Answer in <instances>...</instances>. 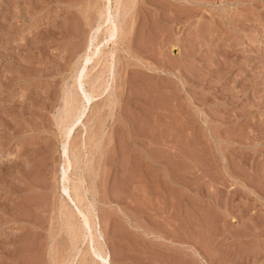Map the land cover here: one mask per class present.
<instances>
[{
  "label": "rangeland",
  "instance_id": "1",
  "mask_svg": "<svg viewBox=\"0 0 264 264\" xmlns=\"http://www.w3.org/2000/svg\"><path fill=\"white\" fill-rule=\"evenodd\" d=\"M125 4L69 140L109 264H264V0ZM103 7L0 0V264H64L59 125Z\"/></svg>",
  "mask_w": 264,
  "mask_h": 264
},
{
  "label": "bare ground",
  "instance_id": "2",
  "mask_svg": "<svg viewBox=\"0 0 264 264\" xmlns=\"http://www.w3.org/2000/svg\"><path fill=\"white\" fill-rule=\"evenodd\" d=\"M104 1H105V7H103L100 12L102 14V16H100V19L102 18V20H100V23H98L97 24L98 26L96 27L97 28L96 30H99L101 29V26H104V24H106L105 30L103 32L104 36L102 37L101 40L98 37L97 40L95 36L92 38L90 42V46H88L89 47L88 50L84 54V57H82L83 59L81 58L79 61L81 62L79 63L80 66L79 67L78 65L76 66L78 67V69H76V72L74 73L75 76L73 79V86H72L73 89H75V92L71 88V85H70L71 89L67 88L63 100L64 102L63 104L64 111L62 112L63 119L60 118L62 119V121L60 120L61 124L60 125L58 124L59 129H61L60 135L63 136L61 137L64 140L62 141L64 145V149H63L64 151L63 150L62 151L66 156L64 160V169L62 171L63 175L61 178V186H60V192H61L60 198L63 199L62 200L63 202L62 205L60 204L61 210L59 209L60 212H62L65 221V225L64 224L62 225L65 226L64 230L66 231V234L69 237V246L67 248L66 254L64 255L65 259L62 258L64 264H77L76 262H78V264H92L94 262L97 263L98 259H101L102 262L101 263L98 262L97 264H109V253L102 240L103 235L99 229V222L97 221L94 215V208L92 205L86 204L87 202H85L87 200L86 192L89 189L83 185L85 178L83 173L80 171L81 168L80 150L78 149L77 145L76 147L69 145L71 143V141L69 143V140L71 139L75 127H77L76 125L79 123L80 118L81 117L83 118L82 115L83 114L85 115V110L87 105L90 104L91 100L92 101L95 100L94 99L95 97L99 98L98 96L104 94L105 90L107 89V86L104 84L106 82L104 80L101 81L100 80L101 78H96L97 81L100 80V82H102L100 84V82L97 83V81H93L94 79H91L92 80L91 81L89 80L90 78L84 77V76H88L87 74H89L90 72L88 70L89 69L88 65L90 66V63L93 61L95 57H98L101 54H103L101 55V57L103 56L102 58L101 57L96 58L97 60L94 61V65L92 64L93 65L92 70L93 69L95 70L96 67L98 66L105 67L107 65L109 67V63L110 64L112 63L110 57H114L112 53H114L115 51L113 52V48H112V50H109L110 52H107V50L105 49L104 50L100 49V45L104 44L105 42L106 43L112 42V38L116 34H120V33L122 34L124 30L122 29L124 24L122 27L117 26L119 27V29H116L117 27L114 29L111 26L112 23L111 16H112V10L113 12L115 10V13L116 12L118 13L119 11L118 8H121L120 12L123 15V12L125 13V10L126 11L128 10L126 9L128 5L125 4L126 2H128V0H126V2L125 0H113L114 4L111 3L112 2L111 0H104ZM124 7H126L125 10L123 9ZM113 43L112 46L114 45ZM107 66L106 68H108ZM102 67L100 68L102 69ZM106 71H110L109 68ZM84 78H86V80L89 81L85 82ZM84 82L85 84L88 83L87 88L83 87ZM80 90H82V95H80ZM68 146H70L71 148ZM68 151L70 152L71 157L70 155L68 156ZM71 161L73 162V165L71 164ZM70 167H72V173H73L72 177L74 176L73 178H71L70 174H68V170L71 169ZM65 194L67 195L69 201H67ZM72 203L75 204L77 210H75V208L72 206ZM85 242H87L86 244L88 246L84 244ZM81 244H84L87 249L85 248L86 252L82 250V254L80 253V257L77 258L78 255L77 251L79 250V246H81Z\"/></svg>",
  "mask_w": 264,
  "mask_h": 264
}]
</instances>
